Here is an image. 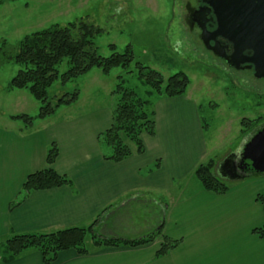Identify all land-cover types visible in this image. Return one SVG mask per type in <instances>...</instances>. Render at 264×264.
Masks as SVG:
<instances>
[{"label": "crops", "instance_id": "0c3cea01", "mask_svg": "<svg viewBox=\"0 0 264 264\" xmlns=\"http://www.w3.org/2000/svg\"><path fill=\"white\" fill-rule=\"evenodd\" d=\"M155 102V135L144 133V153L134 152L121 162L105 158L111 150L106 153L100 140L114 109H91L54 121L57 128L64 124L56 130L59 137L49 138L43 153L34 144L27 171L13 176L17 187L1 214L6 231L51 233L88 227L98 219L94 228L103 236L134 239L161 228L163 235L179 240L163 257H157L163 241L158 236L138 246L90 244L84 255L65 250L53 264H264V238L253 232L264 224V202L258 200L264 173L237 180L224 194L205 189L195 170L212 159L197 103L186 93L161 95ZM53 142L59 146L53 168L70 185L32 191L11 207L27 176L47 167ZM42 263L34 248L13 258L5 249L0 258V264Z\"/></svg>", "mask_w": 264, "mask_h": 264}, {"label": "rangeland", "instance_id": "374dc122", "mask_svg": "<svg viewBox=\"0 0 264 264\" xmlns=\"http://www.w3.org/2000/svg\"><path fill=\"white\" fill-rule=\"evenodd\" d=\"M186 1L0 0V258L7 240L15 235L6 231L1 222L4 204L13 197V189L17 187L13 176H21L27 171L29 152L34 144L43 153L46 141L59 137L56 130H61L64 124L57 128L52 126L54 121L91 109L112 111L117 102L115 90L120 82L152 103L161 96L154 91L149 93L152 89L140 79L138 62L157 70L165 79L178 72L188 75L190 84L186 95L197 103L209 159H214L217 164L215 173L230 185L237 182L222 176L220 164L226 156L241 151V146L264 126V78L255 77L250 70L239 71L218 64V59L206 50L199 29H190L184 20ZM194 1H191L192 5ZM81 19L103 30L95 38L99 53L109 56L112 53L110 44H115L118 52L131 46L135 58L130 66L114 68L108 74L95 67L87 75L67 84L56 80L49 89L53 103L76 90L79 97L70 106L58 107L53 116L39 118L41 102L27 89L10 88L20 66L9 57L27 34L53 24L66 25ZM68 69L66 58L59 65V72L62 74ZM14 115L32 117V125L22 119H13ZM244 119L251 120L252 126L242 127ZM103 150L108 153L110 148L103 144ZM35 155L38 160V154ZM23 196L22 188L14 196L11 207ZM137 213L135 219L139 216ZM238 213L241 216L240 211ZM247 217L248 214L245 221ZM90 242L87 239L88 245Z\"/></svg>", "mask_w": 264, "mask_h": 264}, {"label": "trees", "instance_id": "16d2710c", "mask_svg": "<svg viewBox=\"0 0 264 264\" xmlns=\"http://www.w3.org/2000/svg\"><path fill=\"white\" fill-rule=\"evenodd\" d=\"M15 1V0H11ZM103 30L94 24L77 20L66 25L53 24L45 29L27 34L21 39L15 52L10 55L20 66L17 74L10 83L11 89H27L30 94L41 102L38 117L45 119L55 114L61 105H70L79 97V91L66 93L57 98L55 103L50 100L49 89L56 80L67 84L72 79L89 73L95 67L105 74L114 68L130 66L135 58L134 51L128 46L124 52H118L115 44H110L112 53L104 56L99 53L95 38ZM68 58L69 69L60 74L59 65ZM140 79L152 90L166 97L184 95L190 84L189 77L184 72H178L165 79L163 75L143 63H136ZM117 102L113 110L112 124L100 135L101 142L109 146L111 153L106 159L121 162L136 153H144L145 145L142 135L147 133L155 135L156 120L154 103L145 99L138 93L127 88L120 82L115 90ZM13 119H22L27 125H32L33 118L28 115H14ZM242 127L252 126L251 120L244 119ZM259 129V128H258ZM59 155V146L53 142L46 155L47 167L30 173L24 184V194L36 190H46L64 185L71 181L65 175L59 174L54 168ZM217 164L214 159L200 164L196 176L204 188L217 194H224L230 189V184L215 173ZM258 200L264 202V192L258 195ZM96 219L88 227H71L51 233L17 234L6 242V250L10 257L18 256L22 251L34 248L42 254V264H53L59 253L74 249L79 254H88L90 244L94 247L138 246L149 243L162 236V244L157 251V257H163L179 245V240H174L163 235L161 228L153 233L134 239L122 237H108L95 230ZM259 237L264 238V224L253 230ZM87 239L91 242L88 245Z\"/></svg>", "mask_w": 264, "mask_h": 264}, {"label": "water", "instance_id": "95a60500", "mask_svg": "<svg viewBox=\"0 0 264 264\" xmlns=\"http://www.w3.org/2000/svg\"><path fill=\"white\" fill-rule=\"evenodd\" d=\"M206 3L214 9L217 27L213 32L205 25L200 27L205 46L211 48L209 34L211 40L227 39L233 47V53L225 56L228 64L238 69L240 63H247L255 77L264 78V0H206ZM246 51L249 55L244 57ZM241 148L220 164L223 177L235 181L264 173V126Z\"/></svg>", "mask_w": 264, "mask_h": 264}, {"label": "flooded vegetation", "instance_id": "af4514ba", "mask_svg": "<svg viewBox=\"0 0 264 264\" xmlns=\"http://www.w3.org/2000/svg\"><path fill=\"white\" fill-rule=\"evenodd\" d=\"M192 0H187L185 3V13H183V18L186 23L189 25L190 29L198 28L199 29V36L201 37V26L205 25L209 32H213L217 27V20L216 15L214 13V9L211 7L209 8L206 0H195L192 5ZM210 41L209 47L215 48H208L205 46L206 50H208L215 59H218V64H223L227 66V68L239 70V71H246L250 70L251 73L254 75V70L252 67H248L249 64L247 63H240L239 68L236 69L235 67L228 64L225 59L226 55H230L233 53L232 44L225 38L216 37L215 39L211 40V34H209ZM218 42L217 46L216 43ZM249 52L246 51L244 53V57L248 56ZM242 57V58H244Z\"/></svg>", "mask_w": 264, "mask_h": 264}]
</instances>
